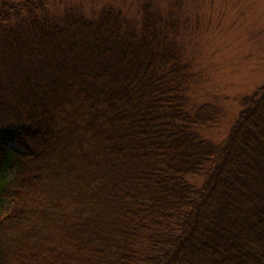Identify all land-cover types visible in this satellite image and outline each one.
Returning <instances> with one entry per match:
<instances>
[{"label": "trees", "instance_id": "trees-1", "mask_svg": "<svg viewBox=\"0 0 264 264\" xmlns=\"http://www.w3.org/2000/svg\"><path fill=\"white\" fill-rule=\"evenodd\" d=\"M51 2L0 7V264H264V85L216 145L174 21Z\"/></svg>", "mask_w": 264, "mask_h": 264}, {"label": "rangeland", "instance_id": "rangeland-1", "mask_svg": "<svg viewBox=\"0 0 264 264\" xmlns=\"http://www.w3.org/2000/svg\"><path fill=\"white\" fill-rule=\"evenodd\" d=\"M22 1L0 0V7ZM144 2H152L164 19L176 23L177 43L192 81L188 109L211 104L221 110L217 125L201 131L204 139L221 144L239 116L242 100L264 85V0H52L51 4L55 12L80 7L87 16L113 6L138 19ZM61 94L65 105L68 88ZM70 110L76 111L74 105ZM75 114L66 122L75 121Z\"/></svg>", "mask_w": 264, "mask_h": 264}]
</instances>
